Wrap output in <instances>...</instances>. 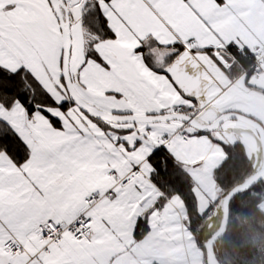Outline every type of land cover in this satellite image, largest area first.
Listing matches in <instances>:
<instances>
[{"label": "snow or ice", "instance_id": "snow-or-ice-1", "mask_svg": "<svg viewBox=\"0 0 264 264\" xmlns=\"http://www.w3.org/2000/svg\"><path fill=\"white\" fill-rule=\"evenodd\" d=\"M237 8L0 0V264H99L233 46Z\"/></svg>", "mask_w": 264, "mask_h": 264}, {"label": "crops", "instance_id": "crops-1", "mask_svg": "<svg viewBox=\"0 0 264 264\" xmlns=\"http://www.w3.org/2000/svg\"><path fill=\"white\" fill-rule=\"evenodd\" d=\"M237 5L236 16L223 30L225 41H232L238 52L264 46V4L261 0H237ZM245 72L231 78L217 60L210 64L203 81V99L195 113L187 115L201 125H211L234 113L254 121L264 131V59L260 75ZM237 142L244 147L254 172L259 171L263 165L259 136L253 127L237 120H228L207 134H197L184 125L168 152L191 180L198 215L215 207L204 227V238L214 235L222 215L218 204L221 191L212 174L225 159L224 146ZM160 197L152 184L142 205L129 213L116 234L97 250L99 264H203V252L189 232L181 200L174 196L157 205ZM258 208L264 212V200ZM144 216L147 233L135 241L138 220Z\"/></svg>", "mask_w": 264, "mask_h": 264}, {"label": "trees", "instance_id": "trees-1", "mask_svg": "<svg viewBox=\"0 0 264 264\" xmlns=\"http://www.w3.org/2000/svg\"><path fill=\"white\" fill-rule=\"evenodd\" d=\"M218 55L225 61L226 67L223 70L229 77L235 78L243 71L247 75L251 74L252 60L247 51L238 52L232 46L220 51ZM196 133L207 134L198 131ZM224 152L223 163L212 174L216 187L221 191L218 202L220 206L223 198L232 189L242 185L255 173L241 143L224 146ZM160 167V175L152 182L161 194L157 205L174 196L181 200L186 210L189 232L201 248L206 264L204 245L210 237L204 238L203 230L213 217L215 207L202 216L198 215L191 180L168 152L160 157ZM263 200L264 178L251 189L236 194L230 200L227 227L212 248L213 256L219 264H264V212L258 208ZM147 230L144 216L138 220L135 241L142 239Z\"/></svg>", "mask_w": 264, "mask_h": 264}, {"label": "water", "instance_id": "water-1", "mask_svg": "<svg viewBox=\"0 0 264 264\" xmlns=\"http://www.w3.org/2000/svg\"><path fill=\"white\" fill-rule=\"evenodd\" d=\"M223 67H226L225 61L218 55L216 59ZM187 117H190L187 115ZM185 117V119H187ZM228 120H237L242 123H245L251 127H253L260 139L261 142V147H262V155H263V165L262 168L255 172L250 178H248L242 185L235 187L232 189L222 200V215H221V221L220 224L214 233L213 236H211L208 241L204 245L205 249V261L206 264H219L217 260L214 258L213 253H212V248L214 243L223 235L226 227H227V222H228V204L230 200L238 193H241L243 191L251 189L255 184L260 182L264 178V131L263 129L254 121L238 115L234 113H229L221 116L216 122H214L211 125H201L197 123L193 118L188 121L187 124L190 127H192L194 130L202 133H210L218 129L219 126H221L224 122Z\"/></svg>", "mask_w": 264, "mask_h": 264}, {"label": "built area", "instance_id": "built-area-1", "mask_svg": "<svg viewBox=\"0 0 264 264\" xmlns=\"http://www.w3.org/2000/svg\"><path fill=\"white\" fill-rule=\"evenodd\" d=\"M252 64L250 66L251 74L253 76L260 75L262 71V62L264 59V46H256L253 49L247 51ZM183 140L186 141V137L183 136Z\"/></svg>", "mask_w": 264, "mask_h": 264}, {"label": "rangeland", "instance_id": "rangeland-1", "mask_svg": "<svg viewBox=\"0 0 264 264\" xmlns=\"http://www.w3.org/2000/svg\"><path fill=\"white\" fill-rule=\"evenodd\" d=\"M189 128V127H188ZM222 208H221V206H220V215H221V212H222V210H221ZM203 264H204V261H203Z\"/></svg>", "mask_w": 264, "mask_h": 264}]
</instances>
